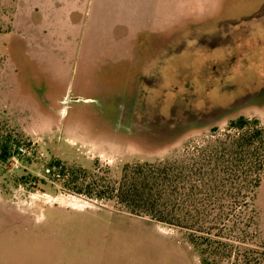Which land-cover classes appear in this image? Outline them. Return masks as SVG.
<instances>
[{"label":"rangeland","instance_id":"1","mask_svg":"<svg viewBox=\"0 0 264 264\" xmlns=\"http://www.w3.org/2000/svg\"><path fill=\"white\" fill-rule=\"evenodd\" d=\"M160 1L159 26L147 29L156 10L134 0H1L13 12L9 32L0 35V146L7 147L0 157V264H205L191 231L130 214L106 186L124 164L178 158L212 134L232 131L239 117L264 124V91L249 100L244 88L252 85L242 80L260 82V64L219 78L223 93L212 98L213 107L226 103L234 112L190 127L184 98L176 97L182 109L170 112L171 122L165 111L171 82L210 62L198 55L199 42L246 27L264 0ZM140 23L135 39L130 29ZM157 71L160 103L165 93L158 124L152 132H126L120 105L149 108L137 83ZM68 93L99 102L65 103ZM207 105L201 100L189 114ZM256 204L264 239V176Z\"/></svg>","mask_w":264,"mask_h":264},{"label":"trees","instance_id":"2","mask_svg":"<svg viewBox=\"0 0 264 264\" xmlns=\"http://www.w3.org/2000/svg\"><path fill=\"white\" fill-rule=\"evenodd\" d=\"M12 12L0 0V35L9 32ZM230 127L178 158L124 164L106 193L130 214L191 231L205 264H216L213 254L226 258L224 264H264L256 204L264 176V124L239 117ZM6 155L2 144L0 157Z\"/></svg>","mask_w":264,"mask_h":264},{"label":"flooded vegetation","instance_id":"3","mask_svg":"<svg viewBox=\"0 0 264 264\" xmlns=\"http://www.w3.org/2000/svg\"><path fill=\"white\" fill-rule=\"evenodd\" d=\"M253 15L256 16L251 18L246 27L238 24L233 26L232 29H222L219 32V36L212 40V43L202 46L199 42L200 48L198 55L201 57L205 55V59L209 58L210 62L205 60V64H201L202 66L194 72L193 76H177L176 82H171L172 86H170V89L171 94L174 95V97H172L173 99L170 102L169 107L165 109L169 115L166 116V122L172 121L170 112H172L173 109L177 107L182 109V105L176 102V97L177 99H180V102L184 101V99L186 101V109L189 110V112H186V109L184 110V120H188L184 124L186 126H202L206 124V120H208V122L211 121V119H208L210 114L216 113L213 118L214 121L220 116V114H224L228 109H230L231 112H234L232 110L236 107H231L230 104L225 103L227 106L217 109L214 107L218 105L213 107L214 103L211 101L212 98H216L217 94L221 95L223 93V88L218 85V80L221 76H224V74L230 73L231 69L233 72H238L245 67H254L257 64H260L263 66V71L259 72L260 82L255 83L251 77H243L242 80L252 85V87L249 85L247 88H244V90H247L248 92L247 99H254L255 93L262 90L264 91V61L260 59L264 58V4L258 11H255ZM147 41L148 40H145V42ZM212 49L213 51H211ZM257 57H259V60H255ZM166 64L167 63L162 64L160 67L163 68V65ZM158 72L159 71H157L156 76L148 74L149 77H145L143 81L140 80V82L137 83L138 89L136 93L138 98H140V102L142 100L143 104L147 107L149 106V108L143 107V109L140 110L137 107V101L134 102V104L133 102H130L132 105L129 108H126V103L120 105L118 118L120 119V124L123 123L129 125V129H127L126 132H134V130L152 132V124H158L160 109L165 99V93H163V103H160V80ZM170 74H166L165 77H170ZM255 89L257 90L254 91ZM74 96L68 93L63 99H65L66 103L72 100L71 98ZM132 99L134 100V97H132ZM83 100L99 102L97 98H89V100H87L85 97ZM148 100L149 103H147ZM201 100L205 101V105L208 104L207 106H211V109L207 110L205 108L199 110V116L193 114L190 115L189 113H192V110H194L191 108ZM219 102L222 103L225 101L221 100ZM212 110L213 112H211ZM182 118L183 115L181 120H179L180 124H182Z\"/></svg>","mask_w":264,"mask_h":264},{"label":"crops","instance_id":"4","mask_svg":"<svg viewBox=\"0 0 264 264\" xmlns=\"http://www.w3.org/2000/svg\"><path fill=\"white\" fill-rule=\"evenodd\" d=\"M134 1H135L134 3H136L140 8H146V9H150V10H154V11L156 10L155 14H154V12L151 13V16H150L151 18L148 19L150 22H148L147 25L143 28L153 29L154 27H158L159 25L157 24V19L155 16L158 14V9L160 7L159 4L161 1L160 0H134ZM168 3H170L169 0H168ZM137 25L132 24V27L130 29V31L132 30L131 33L133 34L135 39H136V35L138 34L137 32L139 30L143 29V28H141V23H140V25H138V26ZM133 36L130 38L132 39Z\"/></svg>","mask_w":264,"mask_h":264},{"label":"water","instance_id":"5","mask_svg":"<svg viewBox=\"0 0 264 264\" xmlns=\"http://www.w3.org/2000/svg\"><path fill=\"white\" fill-rule=\"evenodd\" d=\"M72 100H83L84 98L80 97V96H75L73 98H71Z\"/></svg>","mask_w":264,"mask_h":264}]
</instances>
